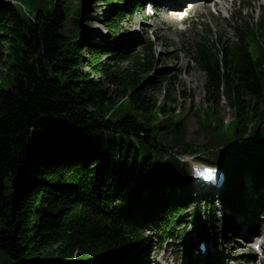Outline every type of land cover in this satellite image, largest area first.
I'll use <instances>...</instances> for the list:
<instances>
[{
	"label": "trees",
	"instance_id": "16d2710c",
	"mask_svg": "<svg viewBox=\"0 0 264 264\" xmlns=\"http://www.w3.org/2000/svg\"><path fill=\"white\" fill-rule=\"evenodd\" d=\"M41 1L46 7L29 10L0 3V77L10 83L0 87V259L141 264L145 231L161 239L174 223L188 227L193 196L180 154L224 168L223 205L245 210L236 184L245 173L264 177V48L252 30L239 28L237 42L220 49L205 43L194 51L209 104L196 109L205 140L198 147L186 142L185 120L170 106L175 78L162 101L149 90L157 82L145 76L155 70L149 42L121 65L110 40L99 46L66 30L71 16L83 26L81 0L75 9L67 0ZM120 1L130 9L143 2ZM108 9L104 22L114 32L125 9ZM222 100L233 114L226 128ZM219 147L227 159L212 152ZM213 205L191 210L196 226L212 223Z\"/></svg>",
	"mask_w": 264,
	"mask_h": 264
},
{
	"label": "rangeland",
	"instance_id": "374dc122",
	"mask_svg": "<svg viewBox=\"0 0 264 264\" xmlns=\"http://www.w3.org/2000/svg\"><path fill=\"white\" fill-rule=\"evenodd\" d=\"M20 5H22L27 10L32 9L33 7H46L45 4H42V1L37 0H16ZM49 3V0H47ZM198 1V0H197ZM76 0H67L66 5L70 6L71 9L76 8ZM209 0H204L202 2L198 1L197 4L191 14V22L186 23L182 26H179V30L177 26L172 25H163L164 21L161 20L159 23L155 20H148L146 23H141V18L138 15L132 16V18H125L120 27L116 32L117 34L113 37L112 43L119 42L121 40L124 41V46L129 39H137L133 45L137 43H143L147 36L150 38L152 42V55L154 57V72H150L146 76V80L149 81H157L155 88L149 89L152 92L153 97L162 101V97L164 95V91L166 90V83L168 78H175V90L173 93L177 94L176 100L177 104H170L172 108H174V113L178 115L175 116V119L178 117L179 119L185 120L186 127V142L192 143L195 146H204L205 140L204 138L197 132V120L198 114H196V109L199 107H206L209 104L205 98V90H204V82H205V74L201 71L195 63L191 62L189 57L191 47H195L199 42L208 40L209 42H215L217 39L222 38V41L233 40L235 36V23L232 21V16L228 18H223L222 15L214 16L215 9L211 7L212 3H208ZM262 0H234L233 2H229L227 4V11L233 12L236 15L238 6H251L255 7V9H260ZM202 3H207V7H205ZM96 6L97 4H93L91 1H85L83 6ZM118 5V4H117ZM117 5H110L112 7H117ZM173 5H177L174 3ZM221 5H217L220 7ZM107 7V6H106ZM105 8H98L89 12L84 16L82 20V25L84 28L74 27L73 21L76 20L74 16H71L69 22L66 25L67 31H77L81 30L85 39H90L89 41H93L94 39H102L105 41L112 37L105 27V23H101L100 19L98 22L89 21L90 16L99 15L104 16L107 12H105ZM217 11V10H216ZM248 15V14H247ZM246 15V16H247ZM243 16V14H242ZM240 23V19H238ZM261 23L264 25V16L261 18ZM150 26L149 29L153 30V33L150 34L148 30H145L142 26ZM264 27V26H263ZM182 29V30H181ZM258 30V29H257ZM135 31H138L136 33ZM261 38V37H260ZM261 43H264L261 38ZM126 47V46H125ZM137 48V47H136ZM84 55L87 58L86 53L83 51ZM110 58L111 56H107ZM105 57H101L104 60ZM111 59V58H110ZM127 61L121 62V65H126ZM82 69V68H81ZM87 67L84 66L82 70H86ZM159 70H163V77ZM157 71V73H156ZM143 76V77H145ZM2 80L0 83L1 88L7 89L10 86L8 79L5 76H1ZM184 94V97L182 96ZM219 116L223 119L224 123L230 122L232 120L233 114L230 109L227 108V104L225 100H222L219 107ZM200 111L199 119H202L204 113ZM213 120V119H212ZM230 130V128L228 129ZM194 146V147H195ZM181 148L174 147L173 151L179 150ZM209 149V148H208ZM212 152H217L218 156H221L224 159H227V154L223 151L222 147L217 149H213ZM197 154V153H195ZM191 156V155H190ZM184 157V156H183ZM194 158L198 156H194ZM244 160L247 157L244 154L241 156ZM169 158V153L163 156V161ZM199 161V160H198ZM201 162V161H199ZM203 164L214 165L211 162H201ZM216 164V163H215ZM187 168V165H186ZM250 207V206H249ZM241 218V215L238 214L236 216V220L238 221ZM219 223V221H218ZM232 227V225H230ZM260 230V229H259ZM216 233L222 238L220 235L219 228L216 229ZM226 235L224 236L227 239H230L233 234L240 236L243 234L242 232L235 231L232 228H228L226 231ZM187 236V235H186ZM238 241L231 240L226 246L221 244L219 248V257L227 253L229 259L234 260H245L246 255L251 253V244H247L246 242L237 239ZM172 246H176L172 248ZM226 247V248H225ZM162 249L166 250V256L171 252L177 251L178 249H184L180 247L179 243L173 244L170 241L164 243ZM223 249V250H222ZM154 252L157 250L153 249ZM154 252H150V256L153 255ZM222 252V253H221ZM242 253L243 257H242ZM152 258V257H151ZM183 258L181 253L173 254V261H180ZM0 264H13V262L6 261L5 259H0Z\"/></svg>",
	"mask_w": 264,
	"mask_h": 264
},
{
	"label": "bare ground",
	"instance_id": "6f19581e",
	"mask_svg": "<svg viewBox=\"0 0 264 264\" xmlns=\"http://www.w3.org/2000/svg\"><path fill=\"white\" fill-rule=\"evenodd\" d=\"M178 3H179V1H178ZM221 3H223V2H221ZM174 4V3H173ZM193 6V5H192ZM176 10V9H175ZM176 12V11H175ZM178 14V13H177ZM257 224H258V221H257Z\"/></svg>",
	"mask_w": 264,
	"mask_h": 264
}]
</instances>
